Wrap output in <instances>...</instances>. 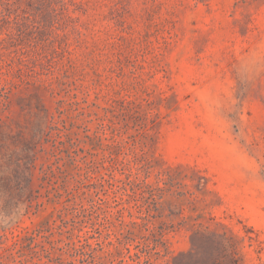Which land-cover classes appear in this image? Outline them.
<instances>
[{
  "label": "rangeland",
  "instance_id": "374dc122",
  "mask_svg": "<svg viewBox=\"0 0 264 264\" xmlns=\"http://www.w3.org/2000/svg\"><path fill=\"white\" fill-rule=\"evenodd\" d=\"M0 38V264H144L138 241L117 253L119 208L167 228L153 264L198 229L264 264V0H0ZM148 161L149 182L174 178L155 217L134 182Z\"/></svg>",
  "mask_w": 264,
  "mask_h": 264
},
{
  "label": "trees",
  "instance_id": "16d2710c",
  "mask_svg": "<svg viewBox=\"0 0 264 264\" xmlns=\"http://www.w3.org/2000/svg\"><path fill=\"white\" fill-rule=\"evenodd\" d=\"M5 39L6 38H0V43L2 44ZM8 86H12V80L4 78L3 82L2 78H0V106L5 105L9 98ZM108 127H110V125L107 124L105 120L99 121V133L96 132L95 134L97 138L96 147L104 150L107 149L109 152L103 153L102 161H93L96 168L100 167V165H102L103 168H110V166L114 167L115 165L113 162L118 160L111 149L112 146H116L117 143L104 142V139L108 138V136H106L108 133L107 130L109 129ZM110 139H113V135ZM106 161L111 162L110 166H107ZM85 166L86 167L83 168L78 165L79 169H84L85 179L96 177L98 178L97 180L100 185L105 186L107 184L110 188H113L115 185L113 182L115 176L113 174V169H111L109 173H104L101 170H98V173L100 174L92 176L91 173L95 171V168L88 165V163ZM153 167V164L149 161L146 164L141 163L137 169L144 171L145 178H141L136 174L134 182H137L142 186L143 190L140 194L142 198L146 200L140 204V206L146 207L148 215L155 217L157 215L155 212H159L162 207L164 208L165 202L171 201L169 195L167 197L166 195L172 190V182L174 181V178L168 171L159 170L157 172L156 184L149 182L147 178L152 173ZM132 173L133 171H131L129 178ZM106 174H108L109 177H107ZM132 181L133 179H130V182ZM83 182L86 183L85 181ZM94 184L97 183L95 182ZM116 213L117 218L122 225V236L117 235L115 242L113 243L117 247V253L121 254V246H124V248L131 253V245H133L132 241H138L136 247L141 249V251L147 256L144 264H153L152 254L161 252L159 248L161 245L165 244L164 236L167 228L155 224L150 225L149 221L144 223H139L135 220L127 221L124 216L123 208H119ZM148 215H141V218L148 219ZM191 243L192 249L190 251L173 255L171 263L169 262L168 264H246L242 254V240L236 237L233 233H228L227 231L220 232L211 229H198L191 234ZM108 254L112 257L115 252L110 250L108 251ZM135 254L141 258L139 252H136ZM139 263H142V261L139 260Z\"/></svg>",
  "mask_w": 264,
  "mask_h": 264
}]
</instances>
